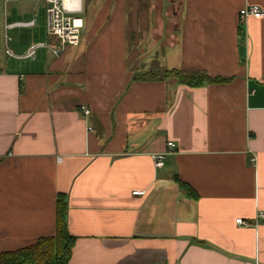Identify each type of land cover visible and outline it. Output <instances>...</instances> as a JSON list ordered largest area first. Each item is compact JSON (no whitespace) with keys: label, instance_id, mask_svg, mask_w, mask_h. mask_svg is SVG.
I'll return each instance as SVG.
<instances>
[{"label":"crops","instance_id":"crops-1","mask_svg":"<svg viewBox=\"0 0 264 264\" xmlns=\"http://www.w3.org/2000/svg\"><path fill=\"white\" fill-rule=\"evenodd\" d=\"M127 2L91 0L80 46L31 60L7 50L53 42L46 0H0V253L54 236L64 196L69 264H264V223L236 222L264 209V17L240 24L264 0H180L171 44ZM154 61L228 81H136Z\"/></svg>","mask_w":264,"mask_h":264},{"label":"trees","instance_id":"trees-1","mask_svg":"<svg viewBox=\"0 0 264 264\" xmlns=\"http://www.w3.org/2000/svg\"><path fill=\"white\" fill-rule=\"evenodd\" d=\"M136 81H167L174 79L178 84L200 88L205 84H222L228 80L212 78L205 71H169L154 61L151 69L135 73ZM179 185L197 199L195 192L179 181ZM68 207L64 196L57 201L56 233L54 236L39 239L35 244L12 252L0 253V264H69L76 239L70 234L67 225Z\"/></svg>","mask_w":264,"mask_h":264},{"label":"built area","instance_id":"built-area-1","mask_svg":"<svg viewBox=\"0 0 264 264\" xmlns=\"http://www.w3.org/2000/svg\"><path fill=\"white\" fill-rule=\"evenodd\" d=\"M47 18H48V35L53 40L52 43L37 44L29 48L27 53L23 56H17L11 50H7V55L15 59H31L34 60L37 51L40 48L48 49L55 57L60 54L67 47H79L81 44L82 32L85 27L84 23V3L83 0H46ZM263 18L264 10L259 6H246L240 11V24L243 25L249 18ZM35 21L28 23L17 24L19 27H33ZM10 28L14 26H9ZM86 116L90 115V111L85 109ZM177 146L169 142V153L174 152ZM168 153L153 154L152 158L157 169L165 166V160ZM251 163H257V157L252 154ZM134 196L144 195V192H135ZM237 224L243 227H256L259 223H264V209L259 210L252 222L238 219Z\"/></svg>","mask_w":264,"mask_h":264},{"label":"rangeland","instance_id":"rangeland-1","mask_svg":"<svg viewBox=\"0 0 264 264\" xmlns=\"http://www.w3.org/2000/svg\"><path fill=\"white\" fill-rule=\"evenodd\" d=\"M143 2L147 6H145L146 8H143ZM83 3L85 8L84 12L88 11L91 7V0H83ZM127 8L128 20H132V22L137 23V25L138 23H140L141 28L144 29V32L148 34L150 33L149 35H153V37H155V34L157 35V37H161L163 39V44H171L175 41V35L173 33L174 25H168L167 20H177L178 17L174 16V12H177L179 10L180 0H128ZM161 10L162 12H160ZM37 18L41 21V24L43 25L44 30L46 31V29H48L47 14L42 10L39 12ZM138 31L136 33V41L137 36L139 34ZM159 33L161 34L159 35ZM167 36L168 40H166ZM135 54L138 55V51ZM136 58L137 59L134 61L133 64L138 65V57Z\"/></svg>","mask_w":264,"mask_h":264}]
</instances>
